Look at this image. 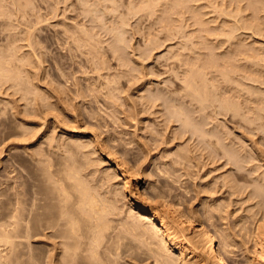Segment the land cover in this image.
I'll list each match as a JSON object with an SVG mask.
<instances>
[{
	"label": "bare ground",
	"instance_id": "1",
	"mask_svg": "<svg viewBox=\"0 0 264 264\" xmlns=\"http://www.w3.org/2000/svg\"><path fill=\"white\" fill-rule=\"evenodd\" d=\"M27 1H30V0H27ZM45 1H43V2H45ZM121 1L119 0L120 3H121ZM123 1H125L126 5H127V8L125 7V9H127L131 12V14H130V12L128 11L130 15H132V14L134 15V13L135 14L137 13L136 15H138V13H140V14L142 13L141 15H138V16L139 17L141 16V18H142V16L145 17V15H147L148 17L146 16V18H149L150 20L153 18H150L149 16L154 17V20L152 22L147 20L148 22H150L147 24V27H148L147 28L146 27L147 22L141 21L140 20L141 18L138 19L139 17L134 15V16H136L137 20H139V22L140 21L142 23L144 22V24H145L144 27H146V29H147L146 34L148 36H151L153 34L152 32L158 28L163 30V34L160 37L158 36L160 34L156 35L157 31L156 32L154 31L155 34H153L156 37L155 36L148 37L145 35V32H143L145 30V28L144 27L142 29L139 28L142 26V23L140 22L141 26H139V25H137L138 22H135L136 28L140 29L137 31L142 34V35L140 34L142 36L140 38V41H142L143 45H144L143 46L142 42H141V46L143 47V49H142V47H141L142 50L140 49L141 51L138 49L139 50V53H138L139 56H144V58L141 59V57H139L137 55V57L140 58V60H139V58H138V60L143 61V59H146L145 57H148V59H149V57L151 56V54L153 52H157L156 50L160 46L165 44L163 47L165 49V50H163L164 52L159 54V55L157 54V55L160 56L159 58H162L164 60V61L162 60L163 61L162 64L166 68L161 69L163 71V74H164V72H168L169 74L171 73V76L173 75V77H170V78H172V81H169L166 84L165 83L166 80H165V82L162 80V82L165 83L164 86L161 85L162 87H157V85H156V87H157L156 90H154V88H153V90L152 89L149 90L147 88L150 83L147 84L146 88L144 85V88L146 90L148 89V91L144 92V90H143V92L145 94L140 92V95H141V93L143 94V95H141L143 97V101H141V103H143V104L146 103V104H149V106L154 107V105L156 104V101L159 100L158 102H161L164 105H167V107H169V111L163 112V113H167V114L165 115L162 113L163 114L162 115L160 113L161 118H162V116H166V119L164 120L162 118L163 119L162 121H164V122L169 121L170 122V120L173 119L174 122H176L175 124L178 127L175 130L176 134L178 132L177 135H175L174 128H173L172 131L174 132V135L179 136L180 137V138L178 137L179 139H181V138L183 139V137H184V140L188 139L187 140L188 142L192 141V143H190V144H192L191 146H194V148H195V149L194 148L193 149L192 148L187 149L189 147V145L187 147L186 142L184 140H183V142H185V145L184 144L182 145V147H184V148H181L179 146L182 144V143L180 144V142H181L180 141L178 143V146L181 149L176 148L177 150L179 149L180 151L178 153H176L177 156L174 155L175 153L173 154L174 155L173 157L176 158V160L179 159V163L175 162V159L172 157V152H173L172 151L170 153H171V157H172L171 159H173V160L172 161H171V159H169V160L171 162L174 161L175 163H173V164L174 165L177 164V165H176V167H174L171 164V162H170V164L174 168H177V166L180 164L181 166L179 165V168H180L179 170L184 169L186 171L187 169H185V166H187V164L190 163V165L192 166L195 164V162H197L196 160L199 159V157H198V159H196L194 157L196 155L195 154L196 151L194 152L193 150H197V151L199 150L200 152H199L198 156L204 155V159L206 157V160L208 159V161H209L208 164H206V165L212 164L213 169L219 168V169H215V171L221 170V172L219 174L216 172L219 175L218 177L214 176L215 177L214 179L211 177L212 181H211V179H207V180H210L211 182L209 181L210 183L209 184L206 183L207 185H205L207 188L205 190L210 191V193H208L209 191L207 192V195L210 194V198H208L209 199L208 205H205V206H207L205 211L204 212L201 211L205 215L202 214L203 216L202 215L201 216H202V218H204V220H207L208 223L210 222L209 223L210 227L205 226L204 223H202L201 221L200 222L197 221L198 223H195L192 216L194 217V215L196 216L198 213L194 214L195 213L194 212L193 215L191 214L192 215L191 216L190 213H192V212H188L189 214H187L185 209H184V211H185L184 212L181 209V207L180 208L178 207V203H179V202H177V201H179V198H177V196H179L178 194L176 196L177 199L175 198L176 201L170 196L174 200V202L173 201L171 202V201H169V199L168 200L166 199L167 197H165L164 192L167 195V193L169 192V188L171 187V185H170V187H169V185H168V187L166 185H167L169 179L173 180V178H175V177H176L175 179H177V177L179 179V176L182 175V173H180L179 170H176V169L169 166L170 169L171 168L173 169L172 170L173 173L170 171L168 174L170 175L172 173L175 176L173 175L174 177L171 178L172 176L170 177L169 175H167L168 177H170L168 179L167 176L166 177L163 176V175L167 174V171H169V170L166 171L163 169L164 165L166 166L168 163L165 164L163 162L164 165L161 166V164H162L161 163L160 165H157V166H161V168L163 169V170H161V173L164 171L163 173H165V174L161 175V173H160V175H159L160 167L159 168L157 167L158 169L156 168L157 169L156 171L159 170L156 173L160 176L159 178H161V177L165 178V179H163V180H165V182L162 180L163 183L159 181V184H157L158 181L155 178L156 181H154V182H157V183L151 182V184L149 185V184H145V182H144L145 180L144 181L140 180V178H139L140 172L138 171L139 166H140L138 164H140L139 163L140 161L138 162V160H141V162L143 163V160L145 159L144 157L147 156L146 154L149 151V150L148 151L146 150L147 151V152L145 151L146 153L143 152L145 148L142 147V145H144L146 142V141L145 142L142 141L143 138L140 142L141 144H142V142L144 143L141 145L143 151L140 149L141 147L137 148L136 144H135V146H136L138 151L140 150L143 153H145L144 157L141 155L142 154L141 152L138 153L139 155L137 153L135 155L136 151H134L130 147V145H129V147L134 151V154H131L132 156L130 154L128 155V153H130V152H128L130 149L128 147L126 148V143L123 142L124 139H122L123 138L122 137L121 139H122V142L124 144L121 145L122 146L121 152L122 151L123 152L120 153L119 160L118 159L116 160V157H117L116 154H115L116 157H113V155H112L113 150L110 149L114 146V145H112L113 140H110V136L101 137L100 136L101 134L99 135V133L94 131L95 128L83 129L85 126L83 123L88 122V124H90L89 123L90 120L88 119L90 114H91L90 116L92 118H95V117L99 118V116H101V114L94 116V115H92V113H90V114L88 113V117H87L86 114L83 112L84 109L81 110V108H80V110H81L80 111L79 108L76 107L77 104H79L78 102H75V103H77L76 106H75V103H74V105L72 104L70 106L72 109L71 110L69 109L68 105L73 103V99L75 98L74 96L77 95V98H78L80 87H78L77 89H74L75 90L74 94L71 91H70L71 93L69 91L63 92L62 86H61L62 89L60 87L59 90L53 89V88H52L53 90L47 89L48 87L46 86L47 87L46 89L48 90L46 92V90H44L45 87L44 88L41 87L43 89V90H41V88L39 89V86H40L39 84H38L39 85L38 86V85H36L35 82L34 83L31 82L32 77H31V80H29L30 75L25 74L26 76L25 75L23 76L22 74H24L25 72L21 74L22 69H24L23 63L25 62L24 61L22 63V60L24 59V60L28 61V59H26V57L23 58V56H25V55L27 56V53L22 52L23 53V56H22V54H20V53L18 54L17 52L20 48H22L23 45H25V46L27 45V46H29L28 48H31V49L33 48V44H34V41L32 40L33 39V37H32L33 32L31 33L32 34L31 35L28 30L27 31L24 30L25 32L21 33L22 34L21 37H16L15 33H13V32H16L15 30L12 32L13 34L10 33L12 30L11 31H4V29H3L4 27H6L7 30L9 28L11 29V27H12V29H15V28H13V26L14 27L16 26L15 25L16 23L13 22L15 19L13 20V17H11L12 16L11 14H14V16H15V13H11V11L9 10L11 8L7 9V7H5V5H4L5 3L2 0H0V26H3V28L0 27V39H1V41H2V39H4L2 42L0 41V84L3 85L6 82H10L11 84L10 83L9 84L11 86L13 85L16 87V85H17V87H18L20 85L19 87L21 88L22 91H24V93H26V91H27L25 88L27 87V89H28V87L30 86L29 84L33 83V85L34 84L36 85V86H34L35 87L34 90H32L30 88V89H28V91L29 90H31V91H29V92L27 91V94H29V96L32 94L31 95L32 97L34 95L35 98L33 97L32 99L36 100V101H33L32 99H29L30 101L32 100L31 101L32 103L29 101L31 103V107H32L33 102H35L34 103L35 105H33L34 106L33 109H35V110L30 109V112L33 111L34 114L29 113L33 117V118L31 117L32 118L31 124L33 127L29 126V128L32 127L33 129L30 128L32 132L29 129L26 133V135H29L30 137H28V136L25 137V132H26L25 126H26V124L24 125L23 123H21V126L24 125L22 128L21 126H18L16 123L13 122L14 124L17 125V126L15 125L16 126L15 129H17L19 127H21V129H22L21 130L19 128V130H21L20 134L24 135L21 140L25 141L28 138V141L30 140V142H32V144L34 146V147L30 146L33 150L32 151L30 150V153L28 152V154L30 156L29 161H30V166H31V173H30L31 175L29 174L30 175V178H29L30 182H28V180H26V181H27L29 187L26 185L27 184L26 181L21 179V178L20 179L22 181H25V183L23 184L24 187L26 185V187H28V188L22 187L23 182H19V184H16L17 181L14 180L15 181L14 182L13 178H11V179H12L13 183L16 184V186L9 187L10 186L9 181L7 182L8 184L4 183L5 186L3 187V189L1 190V193H0V195L2 194V196H4L2 201H1V205H0V219H1L0 220V246L3 248L4 247L3 245H5V248L7 247L10 249V250L8 249V251L11 252L9 254L12 256V254L14 253L13 256L16 257V252H18L17 250H20V249H18L19 246H21V245L23 246V243L24 244L28 243L27 247H29V248L27 249V251H29L28 252L29 254L28 255L26 254L27 251L25 252L24 250L23 251L20 250V252L17 253V255L20 256V253L25 252L24 254H26L27 256L24 255L23 253H22V256H25L24 258H26L27 260L21 256L19 258L24 259L23 260L24 263H25V260L28 261L30 258L34 259L31 261L32 262L34 261L33 263H35V264H205L203 261L204 259L209 260L210 263H208V264H264V0H207V5L204 8H208V6L210 8L208 10L206 9L207 11L210 12V14L208 13L209 14L208 16H210V18L208 17L206 19H210L209 21L211 24L209 23L210 25L207 26L208 20L206 21L204 19V21H206V23L204 24V27H202V26L198 27L197 26L196 28L194 27V25H198V24L202 25L203 21L199 20V19H201L202 15H199V13H197L198 10L196 11V9H198L196 7L199 5H197L195 7L196 9H194V8H193L194 10L192 9V7H194V6H192V3H191L192 0H123ZM196 1H198V0H196ZM2 2L4 4H2ZM10 2L13 3L14 0L13 1L11 0ZM16 2H18V0ZM16 2H15V4H17ZM57 2H58V0H57ZM83 2L84 3H82V5H80V6H83L81 11H83L86 14V18L88 16L89 19L87 21L89 22V24L87 23L86 19H85V21H83L84 20L83 16H82L83 12L81 13V11H79V13L82 16L83 22L81 21V23L77 27L74 26V28H76V29L73 28L74 30L72 29L71 31L68 29L67 26H66L67 28H65V29L63 27V29H64L63 33H64V37L66 36L65 34H67L66 37H68V38L65 37L66 42H67V39H69V41L71 39L72 43L75 44V45H73V47L76 46L77 47L76 49H78L79 46L81 47V45L83 47V44L85 47V44H86V46H88V47H85V48L86 49L88 48V49H87V51L86 50L85 51L89 53L90 51L97 50L101 47L98 44V41H100L102 39H100V40L98 39L99 37H98V35H96V33H95V31H93V29L97 26L104 27L106 25L105 19L108 20L105 17L109 15L110 11L112 10L111 12H114L118 8H119V10L120 9L123 10L124 9V3L120 4V5H122V8H120V7L116 6V5H119V4H117L118 0L117 1L116 0H94L92 2H90L89 0H83ZM193 2H194V0H193ZM202 2H203V0H202ZM25 3L24 4L20 3V4L22 6V4L25 5ZM45 3H47V2H45ZM32 5H34V4H32ZM55 5H56V3H55ZM25 6H27V5H25ZM49 6H47V7H49ZM160 6H161V8H160ZM203 6H204V4H203ZM27 7L29 8V5ZM200 8H202V7H200ZM19 9H20V7H19ZM31 9L34 10L33 8H31ZM51 9L53 10V7ZM16 10H17V8H16ZM106 10H107L106 14H108V15H106L104 12ZM122 10H120L118 13H113V14H115V15H113L114 16L113 20L108 16L109 20L110 19L112 20V22H109V23H112V25L110 26L107 24L109 27H107V25L105 27H106V29H108V31L109 30L111 31L110 34L109 33L108 34L111 35L110 38H112V39H111V42H108V45H110L111 43L112 44L110 46L107 45L113 51V53L111 52L112 54L111 53L110 54L114 55L117 58H120V60H119L120 65L126 66L127 64H129L126 62L130 61V59L127 57H125V59H124L123 55H124V53H126V52H124V50L128 49V48H126V46L128 45V43H126V42L129 41L130 39L126 40V42H125L124 37H126V36L124 34L127 33L126 32L127 28L125 26H127L128 25L127 23L129 22V20H125V19L129 15L127 14L128 12H126L125 10H123V12H121ZM158 11L160 12V14H158ZM187 11H190V12L192 11V15L189 14L188 16L187 15L185 16V12H187ZM12 12H14V11H12ZM54 12H55V10H54ZM173 13H175V14H173ZM183 13H184V16L182 15ZM26 14H28V13H26ZM80 14H79V16H80ZM143 14H145V15H143ZM153 14H155V16ZM176 14H179L178 17L180 15H182V16L180 18H178L176 16H173L175 18L171 17L172 15H176ZM200 14H201V12H200ZM124 15H125V18H124ZM198 15L201 17H199ZM28 16H29V14L27 15V17ZM110 16H112V13ZM113 16H112V18H113ZM51 18H52V16H51ZM77 18H78V16H77ZM79 18H78V20H79ZM84 18H85V15H84ZM39 20L42 21L41 19H39ZM170 20H173V21L179 20L181 22L178 21V25H177V22L175 21L176 22L175 24L177 26H175L174 22L171 23V25H169ZM17 21L18 20H16L15 22H17ZM27 21H28V19H27ZM155 22H157V23H155ZM17 23H19V22H17ZM107 23H108V21H107ZM26 24H28V22ZM33 24L35 25V23H33ZM154 24L156 25V29L153 28L154 30L149 35L150 32H148V30L151 31L150 27H153V26L155 27ZM157 24H158V26H157ZM88 25L90 27H88ZM172 25H173V27H172ZM22 26H23V24H22ZM26 26H28V25H26ZM61 26H63V24ZM174 26H175V28H174ZM191 26L194 27L196 30L192 29ZM205 26H207V27H205ZM31 27H32V25H31ZM130 27L128 26L129 29H130ZM187 27H189L188 30H186ZM71 28L72 27H70V29ZM26 29H27V27H26ZM36 29L37 28H35V30ZM129 29H128V32H129ZM102 30L104 33L105 30L104 29H102ZM193 30L196 31V34L198 31V34L194 35ZM30 31H31V29H30ZM69 31H70V33H69ZM132 31H134V30H132ZM158 31L161 32V30H159V29H158ZM200 31L206 33L203 36L204 39L202 38L201 35L199 36L200 38H202V40H205V41L201 42V39L199 40L198 35L201 34ZM4 32H5V34H4ZM97 33H98V31H97ZM204 33H202V35ZM144 35H145V37H144ZM35 36H37V35H35ZM45 36H43L44 39H45ZM128 36H129V34H128ZM194 36L198 38L199 42L202 45H200V43H195V42H198V40L195 41L194 39H192ZM64 37L62 36V38H64ZM143 37H144V41H143ZM57 38H60V36H57ZM62 38H61V40H62ZM127 38H129V37H127ZM19 39H22L24 42L21 44L17 43L18 45L14 44L15 43L14 40L19 41ZM50 39H51V37H50ZM56 39H55V41H57ZM64 39H63V42H65ZM22 40H20V41L22 42ZM37 40L39 41V39H37ZM103 40H105V39H103ZM69 41H68V44L70 43ZM63 42H62V44H63ZM55 43H57V42H55ZM38 44H39V42H38ZM58 44H60V43L58 42ZM58 44H57V46H58ZM125 44H127V45H125ZM196 44H199L200 46L197 45V47H196ZM42 45L40 44V46H42ZM59 46H62V45H59ZM69 46H71V45H69ZM97 46L98 47L100 46V47L98 48ZM105 46H106V44H105ZM133 46H134V44H133ZM48 47L45 46L44 48L46 49ZM67 47H68V45H67ZM84 47H83V49H84ZM96 47H97V49H96ZM127 47H129V46H127ZM23 48H24V46H23ZM138 48H140V46ZM196 48L197 49L200 48V49L197 50ZM31 49H28V50H31ZM37 49H39V46L37 47ZM43 49H41V50H43ZM45 49H44V51H45ZM56 49H59V47ZM83 49H79V50H81L80 52H82ZM89 49H90V51H89ZM202 49H203V51L204 50L205 51L203 52ZM28 50H27V52L28 53L32 52L33 55L36 52V51L33 52L34 51L33 49H32L33 51L32 50L28 51ZM108 50H110V49H108ZM182 50L183 51L185 50V51L182 52ZM46 51H47V49H46ZM50 51L52 52V50H50ZM75 51H77V50H75ZM75 51L73 50V52H75ZM80 52H79V54H80ZM94 52H96V51H94ZM108 52H110V51H108ZM24 53H26V54L24 55ZM36 53H35V55H36ZM45 53H44V55H45ZM52 53H51V55H52ZM96 53H93L94 56H96L95 55ZM103 53H102V55L105 54V53L104 54ZM122 53H123V55H122ZM128 53H129V51H128ZM69 54H67V55H69ZM99 54H100V52H99ZM37 55H38V53H37ZM41 55L37 56V57L40 59ZM36 56H35V59L37 58ZM30 57H29V59H30ZM62 57L63 56H61L60 58H62ZM96 57H94V58H96ZM48 58H49V56H48ZM98 58H97V61H98ZM103 58H104V56H103ZM31 59L29 61H31ZM39 59H37V60H39ZM51 59H52V57H51ZM105 59H108V58H105ZM64 60L65 59H63V61ZM69 60L71 61V57ZM156 60H155V62H157ZM60 61H61V59H60ZM85 61H86V58H85ZM144 61H146V60H144ZM54 62L56 63V61H54ZM101 62L100 63L96 62L99 64V65L97 64L98 67H97V65H94V66L91 65L92 66L91 69L94 70V72H96V71L98 72L99 67H100V69H103V66L105 65L104 62H106V61H104L102 63ZM115 62H117V61L115 60ZM31 63H33V62L31 61ZM26 64H28V63H26ZM33 64L35 65V63H33ZM33 64H31V65H33ZM36 64H37V62H36ZM130 64H131V62H130ZM83 65H84V67H87V66H85V64H83ZM100 65H102V66H100ZM118 65L119 64H116V66H118ZM137 65H139V64H137ZM65 66H67V65H64L62 67H65ZM128 66L129 65H127V67ZM164 66H161V67H164ZM104 67L107 68V66H104ZM129 67H131V66H129ZM58 68H60V67H58ZM58 68H57V72L61 70V68H60V70ZM69 68H70V66H69ZM77 68H79V67H76V69ZM80 68H82V67H80ZM97 68H98V70H95ZM49 69L51 70V67ZM66 69H68V66ZM125 69H126V67H125ZM149 69H150V67H149ZM25 70H26V68H25ZM45 70H47V69H45ZM73 70L74 69L72 68V71ZM114 70H116V69H114ZM130 70H131V68H130ZM136 70L137 69L135 68V71ZM75 71H77V70H75ZM78 71H77V73H78ZM103 71H104V69H103ZM116 71H119V70L117 69ZM120 71H121V69H120ZM125 71L127 72L128 70H125ZM125 71L122 70V72H125ZM145 71H147V70H145ZM32 72H34V71H32ZM61 72H63V71H60V74H61ZM152 72H153V70H152ZM155 72L156 71H154L153 73L156 75ZM26 73H28V72H26ZM65 73H66V71H65ZM80 73H81V71H80ZM153 73L152 74L150 73V74L153 75ZM159 73H161V72H159ZM159 73H157V75ZM90 74H91V72H90ZM95 74H97V73H95ZM103 74H104V72H103ZM126 74H125V76H126ZM51 75L49 78H51ZM65 75L62 74L60 76H65ZM70 75H72V74H70ZM100 75L101 74H99L97 77L100 78L102 76V75L101 76ZM138 75H140V74H138ZM155 75H153V76H155ZM52 76H53L52 78H54V75H52ZM125 76H123V74H122L121 77H125ZM147 76H149V73ZM34 77H35V75H34ZM68 77H69V75H68ZM128 77H130V76H128ZM131 77H132V75H131ZM133 77H136V76H133ZM144 77L145 76H143V78ZM91 78H92V76H91ZM153 78H155V77H153ZM170 78H169V80H171ZM33 80H34V78H33ZM44 80H45V78H44ZM66 80H69V79H66ZM70 80H71V78H70ZM111 80L109 81L107 78V81L109 83H111ZM130 80L132 81V79H130ZM52 81H54V80L52 79ZM55 81H57V80H55ZM97 81H99V80H97ZM73 82H75V80ZM73 82H71V83L73 84ZM80 82L81 81H79V83ZM103 82H105V81H103V80H102V82L99 81V83H101V86H103V84H102ZM106 82H105V84H106ZM25 83H27V84L25 85ZM47 83L50 84L49 80L47 81ZM58 83H60V82H58ZM58 83L56 82V85ZM113 83H116V82H113ZM127 83L128 82H126V84ZM131 83L133 84V82H131ZM68 84L71 86L70 83H68ZM44 85H46V84H44ZM61 85H62V83H61ZM77 85H79V84H77ZM49 86H52V85H49ZM79 86H81V85H79ZM93 86H89V87H93ZM99 86L100 85H98V87ZM107 86H108V84H107ZM107 86L104 85V87H103L104 89H102V91L105 90L104 93L102 92L104 100L108 99L109 101H111V100L113 101V100H115L113 91L110 88L107 89ZM110 86L112 87V85H110ZM130 86H131V84H130ZM22 87L23 88L25 87L24 90ZM34 87H32V88H34ZM71 87H69V88H71ZM98 87H97V89H98ZM83 88H85V87H83ZM115 88H117V87H115ZM115 88H113V90ZM149 88H150V86H149ZM60 90H62V91H60ZM140 90H142V89L140 88ZM13 91H12V93H13ZM17 91H20V89L18 88ZM32 91H34V93ZM95 91L98 92L99 90L97 91L95 89ZM95 91H92V88H91L89 94H91L92 92H95ZM118 92H119V90H118ZM46 93H47V95H46ZM81 93L82 92L80 91V94ZM3 94H5V96H8V95H6V92L5 93L3 92ZM17 94H18V92H17ZM80 94H79V96H80ZM89 94H85V95L89 96ZM119 94H120V92H119ZM21 95H24L23 92ZM85 95L83 94V96H82V94H81V96L83 98H85V99H83V101L85 100V102H87L89 105H90V102H98V100H99L98 97H100L99 93H98L99 96L97 95V93L96 94L93 93L92 97H91V95L89 96L90 98L88 96H86L87 98L84 97ZM9 96H11V95H9ZM29 96H28V98H29ZM31 96H30V98H31ZM82 97H81V99H82ZM115 97H116V95H115ZM12 98H13V96H12ZM51 98H53V99L51 100ZM77 98H75V99H77ZM127 98H125V99H127ZM6 99H8V98H6ZM6 99H4V100H6ZM9 99H11V97ZM19 99L17 101H19ZM22 100H24V99H22ZM0 101H1L0 105L2 104V102L4 104L8 103L7 101H5V102L3 100H0ZM14 101H16V99H14ZM26 101H25V103L24 102L23 103L26 104ZM79 101H81V100H79ZM106 101L107 100H105V103H106ZM109 101H107V102L109 103ZM29 102L27 105H30ZM132 102H133V100H132ZM10 103H11V101H10ZM15 103H17V102H15ZM113 103H114V101H113ZM113 103H112V105H113ZM120 103H119V105H120ZM123 103H125V102H123ZM1 106L4 107L1 110H3V112H5V108L8 107L9 105L7 104V106H6V105L2 104ZM22 106H25V105H22ZM91 106H93V105H90L89 108L85 107V106L84 107L90 109V111L92 110V112L99 114L100 107H94L93 106L94 107L93 108ZM103 106H105V105H102V107ZM116 106H118V105H116ZM128 106L129 105H127V107ZM132 106H135V104ZM145 106L146 105H144V107ZM156 106H157V104H156ZM102 107H101V109H102ZM26 108H27V106H26ZM140 108L142 109V107H140ZM163 108H162V111H163ZM23 109H25V107ZM129 109H130V106H129ZM157 109H158V106H157ZM7 110H6V112H8ZM11 110H12V106H11ZM20 110H21V108H20ZM28 110H29V108H28ZM103 110H105V109H103ZM133 110H134V108H133ZM22 111H21V113H22ZM123 111L124 110L121 111L122 115H123V113H125ZM135 111H134V113H135ZM151 111H152V109H151ZM159 111H160V108H159ZM6 112H5V114H7ZM23 112H26V111H23ZM68 112H71V113H68ZM85 112L87 113L88 111H85ZM101 112H102V110H101ZM103 112H104L105 116H111L112 117L110 111L108 112L110 114L106 113L107 115L105 114V111H103ZM13 113H14V111H13ZM95 113H93V114H95ZM151 113H153V111ZM15 114L18 115V113H15ZM125 114L127 116V113H125ZM160 114H158V115H160ZM23 117H24V115H23ZM129 117H130V115H129ZM3 118L4 117L2 114V119ZM12 118H14V117H12ZM26 118H29V117H26ZM102 118L104 119L103 115H102ZM157 119H159V118H157ZM96 120H93V121H96ZM105 120H106V118H105ZM111 120H112V118H111ZM4 121L6 122V120H4ZM16 121H17V119H16ZM144 121H146V120H144ZM162 121H161V123H162ZM99 122L100 121L97 120L95 123L96 124L98 123L100 126ZM164 122H163V125H164ZM0 123H2V122H0ZM146 123L148 124V122H146ZM157 123L160 126V123L159 122H157ZM81 124H83V126H81ZM88 124H86V125L88 126ZM96 124L93 123V125L92 126L90 125V127H94V125L97 126ZM102 124L105 125L104 123H102ZM115 125H117V124H115ZM122 125H124V124L122 123ZM149 125H148V127L153 126V125L152 126L151 125L149 126ZM167 125L168 124H166V126ZM87 126H85V127H87ZM105 126H103V127H105ZM4 127L9 128V126H7V125H5ZM165 127H163V128H165ZM117 128H118V126H117ZM145 128H146V126L143 129H145ZM0 129H1V127H0ZM11 129H12V127H11ZM27 129H28V127H27ZM106 129H107V127H106ZM125 129H127V128H125ZM101 130H103V129H101ZM10 131H9V133H10ZM141 131H143V130H141ZM7 132H5V130H4V134ZM17 132H18V130H17ZM28 132H30V133L28 134ZM158 132L159 131L156 132V127H155V129L153 128V131L151 130L149 133L147 131L148 134H150V133L152 134V135H149L151 137L148 136L150 138V140L153 139V141L155 140L157 142L158 137L156 138V136H158V134H157ZM112 133H111V135H112ZM127 133H128V131H127ZM154 133H156L155 136L153 135ZM135 134H137V133H135ZM170 134H171V132H170ZM127 135H129V133ZM10 136H8V137L10 138ZM14 136L16 137L15 134H14ZM19 136H17V137H19ZM123 136H126V135L124 134ZM159 136H161V135H159ZM162 136H164V135L162 134ZM167 136H168V134H167ZM20 137L17 139L19 140ZM118 138L120 139V137H118ZM15 139L16 138H14V140ZM6 140L3 141V144H2L3 146H4V142H6ZM108 140L111 141L110 143H112L111 144L112 146L109 144V142L107 143ZM138 140H137V142H138ZM126 142H128V140ZM130 142H132V141L130 140ZM149 142L150 141H148V143ZM158 142L161 145L160 140H158ZM158 142H157V144H158ZM188 142H187V144H188ZM114 143H116V142L114 141ZM117 143L120 144V142H117ZM127 144H129V143H127ZM29 145L30 144H28V149L25 148L26 151L29 150ZM131 146H132V144H131ZM138 146H140V145H138ZM146 146H148V145H146ZM185 146L187 147L186 149H185ZM21 148H24V144H23V146L21 145ZM136 148H135V150H136ZM154 148L156 149V147H154ZM154 148H152V149H154ZM12 149H14V148H12ZM15 150H16V148H15ZM22 150H24V149H21V151ZM25 150L23 151L24 153H25ZM1 152H0V154H1ZM115 152H116V150H115ZM175 152H177V151H175ZM188 152H190V154ZM193 152L195 154L194 156H193ZM167 153H169V152H167ZM104 154H105V156L108 155V157L111 154L112 155L111 158L114 160L112 161V163H107V165H104L105 168L100 169L102 166L100 168H98V164L104 160V158H103ZM140 155L143 158L139 157V158H141V159H139L138 156H140ZM196 157H197V155H196ZM165 158L166 157H164V158L162 157L161 161H163ZM193 158H194L195 162H192ZM167 160H168V158H167ZM167 160H165V162ZM198 161H200V160H198ZM144 162H145V160H144ZM191 163H193V164H191ZM10 164H12V163H10ZM154 164H155V162H154ZM197 164H198V162H197ZM191 166H189V167H191ZM189 167L187 166L186 168H189ZM200 167L202 168V164ZM16 168H11V169L15 170ZM124 168H125V170H124ZM165 168L167 169L168 167L166 166ZM19 170H20V168H19ZM22 170L23 169H21V171ZM149 170H148V172H149ZM185 171L183 174L186 175L187 171L186 172ZM192 171H193V169H192ZM210 171H211V169H210ZM178 172L180 175L177 176L176 174H178ZM17 173H15V174L17 175ZM27 173H28V171H27ZM143 174H145V173H143ZM7 175H8V172H7ZM145 175H143V178L147 177V175L146 176ZM196 175H198V174H196ZM5 176L6 175L4 174V180L6 179L5 180V182H6L7 179L9 180L10 175L8 176V178L7 177L5 178ZM23 176H24V174H23ZM155 176L156 175H154V177ZM186 176H188V175H186ZM156 177H158V176H156ZM149 178H152V174H150V173H149V176L147 177V179H149ZM188 178H189V176H188ZM175 179H174V181H175ZM192 179H193V177H192ZM202 179L204 180L205 178H202ZM158 180H160V179H158ZM177 180H176V182L179 183L180 179L178 181ZM1 181L2 180H0V182ZM150 181H151V179H150ZM182 181H183V179L181 178L180 185L182 184ZM176 182L172 183V184L175 185ZM115 183H117V185ZM183 183H185V182H183ZM193 183L194 182H192V187L195 188V184H193ZM201 183L203 185V181ZM11 185H13V184H11ZM180 185L177 184V186L179 188H181ZM185 185L182 184V188H186V187L188 188V186L191 187V185H186V187H185ZM197 185L198 184H196V186ZM165 186L168 188V189L166 188L168 192L164 191ZM198 186H199V188L201 187L200 185H198ZM205 186L204 187L202 186V187L205 188ZM12 187L13 188L15 187L13 191H12V189H13ZM175 187H176V185H175ZM178 187H176V188H178ZM197 188L198 187H196V189ZM215 188H218L217 190L219 192H221V193H219L216 190L217 191L216 193H219V196H215L216 195ZM8 190L12 191L11 195H9L10 193H8ZM183 190L185 191V189H183ZM183 190H181V193ZM194 190L195 189H193V191ZM203 190L201 192L203 194H204V192L206 193V191L205 190L203 191ZM185 193H186V191H185ZM196 195H197V192H196ZM157 196H158V198H157ZM159 196H163L165 199L163 197H159ZM204 196L202 198L206 197L205 199H207L208 196H205V197ZM1 198L2 197H0V199ZM159 198H161V199H159ZM180 198H182V197H180ZM199 198L201 199V197H199ZM183 199H184V197H183ZM120 200L122 201L121 203H120ZM234 200H235V202H234ZM237 200H242L245 204L247 202L249 203V204H246L249 207L244 204L245 208H247V209H245L246 211H244V208H242L243 203H240V204H242L241 208L243 209V212H246L245 214L242 211L241 212L243 214H241L239 211L240 208H237V210L239 209L238 210L239 213H238V215H236V214L234 215L232 210H234L235 208L232 210L229 208L230 204L232 205V203L240 202V201L236 202ZM203 201H204V199H201L202 203L205 202V201L204 202ZM176 202H177V205H176ZM189 202L190 201H188V205H189ZM202 203H200L201 204L200 207L202 205L206 204L207 202H205L204 204H202ZM124 204H125V206H124ZM234 207H236V206H234ZM182 208H183V206H182ZM193 208H195V207H193ZM201 208H203V207H201ZM187 209H189V206H188V208H186V210ZM191 210L192 209H189L188 211H191ZM201 212L199 211L200 214H201ZM234 212H235V210H234ZM197 216H199V215H197ZM198 220H200V217L198 218ZM188 231H189L190 235L185 233V232L188 233ZM185 236H188L187 238H190V239L187 240V238ZM189 236H191V237H189ZM183 240H185V241H183ZM28 241H31V242H28ZM188 245L193 246V249H190V252H191V253L189 252L190 255L193 252L196 253V255H193L195 257V258L193 257L194 261H192V259L190 260L189 259L190 257L188 256L189 257L188 258L186 253H185V250L187 249V247L190 248ZM22 246L20 248L21 249L25 248V250H26L27 247H25V246L22 247ZM197 246L198 247L202 246L201 250H200V251L203 250L202 254H200V253L197 254L198 253V252H196L197 250L195 251V249L198 248ZM13 248H16V249H14V251H16V252L12 251ZM29 249L32 251L33 255L30 254ZM1 250H4V248ZM1 252H3V251H1ZM5 252H7V249L2 254L0 253V264H3L4 261L5 262H7V260L9 261L8 252L7 253H5ZM28 256H29V258H27ZM2 257H3V259H2ZM4 257L7 258V260H5ZM17 258H18V256H17ZM19 261H21V260H19ZM31 261H29L30 264H33V263H31ZM10 263L11 262H9V264ZM21 263H22V261H21ZM12 264H14V263H12ZM16 264H19V263L17 262ZM26 264H29V263H26Z\"/></svg>",
	"mask_w": 264,
	"mask_h": 264
},
{
	"label": "rangeland",
	"instance_id": "2",
	"mask_svg": "<svg viewBox=\"0 0 264 264\" xmlns=\"http://www.w3.org/2000/svg\"><path fill=\"white\" fill-rule=\"evenodd\" d=\"M3 2H2V4H4L5 5V7H7V9H9V8H11V9H9L10 11H11V13H15V16H14V14H11L12 16L11 17H13V22L14 23H16L15 25V27L13 26V28H15V29H12V27H11V29L9 28L8 30H7V28L6 27H4L3 28V26H0V27H2L3 29H4V31H11L10 33H12L14 30L16 31V32H13V33H15V35H16V37H21L22 36V32L24 33L25 31L24 30H28L29 32H30V34L32 33L33 34V41H34V44H33V50L31 49V48H28L29 46H25V45H23L24 46V48H23V46H22V48H20L19 50H18V54L20 53V54H22V56H23V53L22 52H26L27 53V56L25 55L26 53H24V55L25 56H23V58H25L26 57V59H28V61H26V60H22V63L25 61L26 63H28V64H26L25 62L23 63V66H24V69H22V71H21V74L22 73H24V74H22L23 76L26 74V75H30V78H29V80H31V77H32V81L31 82H35L36 83V85H38L39 86V89L42 87V88H44L45 87V89L44 90H46V92L48 91L47 89H51V90H53V89H60V87L62 86L63 87V92H72L73 94H74V92H75V90L74 89H77L78 87H80L79 89V94H80V91L82 92L81 94H82V96H83V94L85 95V94H89L90 93V90H91V88H92V91H95V89L98 91V92H92L91 94H89V96L91 95V97H92V94L93 93H97V95H98V93H99V95H100V97H98V102H90V105H93L94 107H100V109H101V107H102V105H105V106H103L102 107V112H101V110L99 109V114L98 113H95V112H92V110L90 111V109H88L89 108V104L87 103V102H85V100L83 101V99H85V98H83L82 96H81V94H80V96H79V94H78V98H77V95H73L75 98H77V99H73V103H71L70 105H68L69 106V109L71 110L72 108L70 107L72 104L74 105V103L75 102H78L79 104H77V103H75V106H76V104H77V108H79V110H80V108H81V110H83V112L86 114V116L88 117V113L90 114V113H92V115H94V116H97V115H100L101 114V116H99V118H97V117H95V118H92L90 115H89V123L90 124H88V122L87 123H83L85 126H87L86 124H88V126L87 127H85L84 126V128L83 129H90V128H95L94 129V131L95 132H97V133H99V135L101 136V137H107V136H110V140H113L112 141V143H110L111 141H107V143L109 142V144L111 145H114L112 148H110L111 150H113L111 153H112V155H113V157H116V160L118 159L119 160V155H120V153H122L121 152V145H123L124 143H126V148L128 147L130 150L128 151V152H130V153H128V155L130 154H134V151H136L135 152V155H136V153L138 154L139 152H141L142 154V156L144 157V154L147 152V156L146 157H144L145 159V162H144V160H143V163L141 162V160H138V162L140 163V164H138V165H140L139 166V169H138V171L140 172H138L139 173V178H140V180H142V181H144L145 182V184H151V182L153 183L154 181H156V179H157V181H158V183L157 182H154V183H157V184H159V181L160 182H162V180L163 179H165V178H163V177H161V178H159L160 176V173H161V170H169V171H167V174H165V173H161V175H163V174H165V175H163L164 177H166L167 175H169L168 173L171 171L172 172V168H174V167H176V165L177 164H173V163H175V162H178L179 163V159L178 160H176V158H174L173 156L174 155H176L177 156V154L176 153H178L180 150L179 149H181V148H184V147H182V145L184 144L185 145V142H186V145H187V147H188V145H189V147L187 148L186 146H185V149L187 148V149H193L194 148V146H191L192 144H190V143H192V141H190V142H188L187 140L188 139H186V140H184V137H183V139L181 140V139H179L180 137L179 136H175V135H177L178 134V132H177V134H176V129L178 128L177 127V125L175 124L176 122H174V120L172 119V120H170V122L169 121H162L163 119L165 120L166 119V116H162V118H161V114L163 113V112H165V111H169V107H167V105H164L163 103H161V102H158V101H156V104H157V106H158V109H157V106H156V104L154 105V107L153 106H149V104H143V103H141V101H143V97L141 96V95H143V94H145L144 92H146V91H148V89L149 90H153V88H154V90H156V88L157 87H162V86H164V84L166 83H168L169 81H172V78H170V77H173V75L171 76V73L169 74L168 72H164V74H163V71L161 70L162 68L164 69V68H166L162 63H163V59L162 58H159L160 56H158L159 54H161V53H163L164 51L163 50H165L163 47H164V45H162V46H160L156 51L157 52H153L152 54H151V56L149 57V59H148V57H145L146 59H143V61H139L140 60V58L139 57H141V59L142 58H144V56H139V50L141 49V42L142 41H140V38L142 37L141 35V33H139L137 30H140V29H137L136 28V23L135 22H138L137 23V25H139V26H141V21H145V22H147L146 23V27H147V24L148 23H150V22H152L153 20H154V17H151V16H149L150 18H153V19H149V18H146V16L147 15H145V14H143V15H145V17H143L142 16V18H141V16L139 17L138 15H141L140 13H138V15H136L135 13H134V15H136L137 17H139L138 19H140L141 21V23L139 22V20H137V18H136V16H134L133 14L132 15H130L131 14V12L129 11V10H127V9H125V7L127 8V5H126V3H125V1H121V3L119 2V0H118V2H117V4H119V5H116V6H118V7H120V8H122V5H120V4H122V3H124V9L123 10H125L126 12H130V14H129V12L127 13L129 16L128 17H126V19L125 20H129V22L126 24L127 26H125L126 28H127V33L126 34H124L126 37H124V41L126 42V40H128V39H130L129 41H127L126 43H128V45L127 44H125V45H127V46H129V47H127L126 46V48H128V49H125L124 50V52H126V53H124V55H123V53H122V55H123V58L125 59V57H127V58H129L130 59V61H127L126 63H129V64H127V65H129V66H131V67H127V65L125 66V65H120V62H119V60H120V58H117V57H115L114 55H111L112 53H113V51H112V49L110 48V47H108V46H110V45H108V42H111V39L112 38H110L111 37V35H109L110 34V30L108 31V29H106V25L108 24V25H112V23H109V22H112V20L114 19V16L113 15H115V14H113V13H118L120 10H122V9H120L119 10V8L116 10V11H114V12H111L110 11V13H109V15L108 14H106L107 13V10L106 11H104L105 12V14L106 15H108L111 19V21L109 20V18H108V16H106L104 13V15L106 16L105 18H107L108 20H106L105 19V23H106V25L104 26V27H99V26H97V27H95L94 29H93V31H95V33H96V35H98V39L100 40V39H102V40H100V41H98V44L101 46H97L99 49H97V47H96V49L97 50H94V51H98L97 53L96 52H94V51H90V49H89V51L91 52H86L87 51V49L85 48V47H88V46H86V44H85V47H84V44H83V47H84V49H83V47H82V45H81V47L79 46L78 47V49H76L77 47L75 46V47H73V45H75L74 43H72V41H71V39H70V41H69V39H67V42H66V38H68V37H66L67 36V34H65L66 36V38L64 37V33H63V31H64V29L65 28H67L68 27V29L71 31L73 28H74V26H79V24L81 23V21H82V16H83V21H85V19H86V21L89 19L88 18V16H87V18H86V14L83 12V11H81L82 10V8H83V6H80V5H82V3H84L83 2V0L81 1V0H58V2H57V0H30V1H25V0H18V2H16L17 0H14V4L12 3V2H10L11 0H2ZM13 1V0H12ZM43 1H45V2H47V3H45V2H43ZM55 1V2H54ZM61 1V2H60ZM72 1V2H71ZM78 1V2H77ZM81 1V2H80ZM90 2H92V1H94V0H89ZM117 1V0H116ZM196 0H194V2H193V0L191 1V3H192V6H194V7H192V9L194 8V9H196V8H198V9H196V11L198 10V12L197 13H199V15H202V17L201 16H199V17H201V19H199V20H201V21H203V24L202 25H200V24H198V25H194V27L196 28L197 26L198 27H204V24L206 23V21L208 20V22H207V26L208 25H210L211 23H210V19H206V18H210V16H208L209 14H210V12L209 11H207L208 9H210L209 8V6H208V8H204L206 5H207V0H203V2H202V0L200 1V0H198V1H196ZM9 2V3H8ZM15 2L17 3V4H15ZM27 4H26V3ZM50 2V3H49ZM7 3V4H6ZM12 3V4H11ZM20 3H25V5H29V8L27 7V6H25V5H23L22 4V6H21V4ZM55 3H56V5H55ZM63 3V4H62ZM72 3V4H71ZM161 3V2H160ZM204 4V6H203V4ZM206 3V4H205ZM31 4V5H30ZM32 4H34V5H32ZM52 6H51V5ZM107 4V3H106ZM194 4V5H193ZM13 5V6H12ZM50 5V6H49ZM70 5V6H69ZM126 5V6H125ZM197 5H201L200 7H202V8H200L199 6H197ZM9 6V7H8ZM12 6V7H11ZM33 6V7H32ZM47 6H49V7H47ZM57 6V7H56ZM78 6V7H77ZM197 6V7H196ZM15 9H14V8ZM19 7H20V9H19ZM25 9H24V8ZM53 7V10L51 9ZM196 7V8H195ZM16 8H17V10H16ZM28 8V9H27ZM31 8H33L34 10H32ZM40 8V9H39ZM55 8V9H54ZM57 8V9H56ZM79 10H78V9ZM160 8H161V6H160ZM23 11H22V10ZM27 9V10H26ZM108 9V8H107ZM193 9V10H194ZM207 9V10H206ZM31 10V11H30ZM52 10V11H51ZM54 10H55V12H54ZM123 10L121 11V12H123ZM200 10V11H199ZM204 10V11H203ZM12 11H14V12H12ZM16 11V12H15ZM22 11V12H21ZM26 11V12H25ZM51 11V12H50ZM66 11V12H65ZM79 11H81V13L83 14L82 16H81V14L79 13ZM85 11V10H84ZM109 11V10H108ZM9 12V11H8ZM18 12V13H17ZM24 12V13H23ZM73 12V13H72ZM200 12H201V14H200ZM206 12V13H205ZM247 12V11H246ZM17 13V14H16ZM26 13H28L29 14V16L27 17V15L28 14H26ZM34 13V14H33ZM51 13V14H50ZM111 13H112V16H113V18H112V16H110L111 15ZM188 13V14H187ZM209 13V14H208ZM244 13V12H243ZM36 14V15H35ZM79 14H80V16H79ZM158 14H160V12L158 11ZM173 14H175V13H173ZM189 14H191L192 15V11L190 12V11H187V12H185V16L187 15H189ZM204 14V15H203ZM22 15V16H21ZM50 15V16H49ZM55 15V16H54ZM84 15H85V18H84ZM154 16H155V14H153ZM152 15V16H153ZM178 15L179 14H176V15H172L171 17L172 18H175V17H173V16H176V17H178ZM183 16H184V13L182 14ZM182 15H180L178 18H180ZM19 16V17H18ZM39 16V17H38ZM51 16H52V18H51ZM54 16V17H53ZM77 16H78V18H79V20H78V18H77ZM127 16V15H126ZM133 16V17H132ZM207 16V17H206ZM44 19H43V18ZM48 17V18H47ZM56 17V18H55ZM148 17V16H147ZM27 18L28 19V21H27V19L25 20V19ZM46 18V19H45ZM124 18H125V15H124ZM128 18V19H127ZM145 20H144V19ZM21 19V20H20ZM39 19H41L42 21H38ZM74 19V20H73ZM76 19V20H75ZM204 19L206 20V21H204ZM16 20H18L17 22H19V23H17V22H15ZM34 20V21H33ZM44 20V21H43ZM72 20V21H71ZM150 21V22H148V21ZM26 21V22H25ZM46 21V22H45ZM82 21V22H83ZM107 21H108V23H107ZM176 20H170L169 21V25H171V23H173L174 22V24L177 22V25H178V21L179 20H177L176 22H175ZM28 22V24H26ZM64 22V23H63ZM68 22V23H67ZM74 22V23H73ZM179 22H181V21H179ZM33 23H35V25L33 24ZM51 23V24H50ZM58 23V24H57ZM76 23V24H75ZM87 23L89 24V22L87 21ZM155 23H157V22H155ZM210 23V24H209ZM22 24H23V26H22ZM30 24V25H29ZM63 24V26H61ZM66 24V25H65ZM131 24V25H130ZM159 24V23H158ZM158 24H157V26H158ZM173 24V25H174ZM180 24V23H179ZM26 25H28V26H26ZM31 25H32V27H31ZM34 25V26H33ZM72 25V26H71ZM107 25V27H109ZM144 22L142 23V26L141 27H139V28H143L144 27ZM155 25V24H154ZM173 25H172V27H173ZM176 24H175V26H177ZM192 25V26H193ZM200 25V26H199ZM19 26V27H18ZM67 26V27H66ZM128 26L130 27V29L128 28ZM135 28H134V27ZM175 26H174V28H175ZM191 26V28L192 29H194V30H196L194 27H192ZM207 26H205V27H207ZM10 27V26H9ZM17 27V28H16ZM26 27H27V29H26ZM63 27H64V29H63ZM70 27H72L71 29H70ZM88 27H90L89 25H88ZM100 29H99V28ZM146 27H144L145 28V30L143 31V32H145V35L146 36H148L147 34H146ZM20 28V29H19ZM22 28V29H21ZM35 28H37L36 30H35ZM53 28V29H52ZM104 29L105 31H104V33H103V30L102 29ZM132 28V29H131ZM148 28V27H147ZM151 28V31H149L148 30V32H150L149 33V35L151 34V32L154 30V29H156V25H155V27L153 26V27H150ZM154 28V29H153ZM188 28L189 27H187V29L186 30H188ZM30 29H31V31H30ZM63 29V30H62ZM74 29H76V28H74ZM73 29V30H74ZM128 29H129V32H128ZM158 29L159 30H161V32L160 31H158ZM158 29H156V30H154L155 32H156V35L157 34H160V35H158L159 37L163 34V30L162 29H160V28H158ZM18 30V31H17ZM33 30V31H32ZM102 30V31H101ZM132 30H134V31H132ZM193 30V31H194ZM70 31H69V33H70ZM97 31H98V33H97ZM107 31V32H106ZM154 31L152 32L153 34H155L154 33ZM100 32V33H99ZM106 32V33H105ZM133 32V33H132ZM136 32V33H135ZM142 32V31H141ZM142 32V33H143ZM195 32V33H194ZM193 32V34L194 35H197L198 34V31H197V34H196V31H194ZM201 32V31H200ZM7 33V32H6ZM12 33V34H13ZM38 33V34H37ZM54 33V34H53ZM60 33V34H59ZM109 33V34H108ZM135 33V34H134ZM139 33V34H138ZM202 33H204V32H201V34H199L198 35V38H199V40L201 39V42L202 41H205V40H202V38L204 39V35L206 34V33H204L203 35H202ZM4 34H5V32H4ZM31 34V35H32ZM62 34V35H61ZM128 34H129V36H128ZM141 34V35H140ZM151 35V36H148V37H152V36H155V35ZM35 35H37V36H35ZM46 35V36H45ZM51 37V39H50V37ZM52 35V36H51ZM55 35V36H54ZM109 35V36H108ZM131 35V36H130ZM134 35V36H133ZM138 35V36H137ZM140 35V36H139ZM145 35H144V37H145ZM202 36V38H200L199 36ZM43 36H45V39H44V37ZM57 36H60V38H57ZM62 36L65 38H62ZM102 36V37H101ZM106 36V37H105ZM31 37V38H32ZM37 37V38H36ZM127 37H129V38H127ZM144 37H143V41H144ZM156 37V36H155ZM195 37V36H194ZM192 38V39H194L195 41H197L198 40V38L197 37H195V38ZM57 38V39H56ZM61 38H62V40H61ZM206 38V37H205ZM36 39V40H35ZM37 39H39V41L37 40ZM42 39V40H41ZM55 39L57 40V41H55ZM63 39L65 40V42H63ZM103 39H105V40H103ZM4 39H2V41H3ZM20 40H22V39H19V41H16V40H14L15 41V43L14 44H17V43H19V44H21V43H23L24 41L22 40V42L20 41ZM49 40V41H48ZM60 40V41H59ZM142 40V39H141ZM199 40H198V42H195V43H200L199 42ZM0 41H1V39H0ZM1 41V42H2ZM37 41V42H36ZM68 41L70 42L69 44H68ZM138 41V42H137ZM5 42V41H4ZM36 42V43H35ZM38 42H39V44H38ZM44 42V43H43ZM55 42H57V43H55ZM58 42L60 43V44H58ZM62 42H63V44H62ZM104 42L105 44H106V46H105V44L102 43ZM54 43V44H53ZM72 43V44H71ZM130 43V44H129ZM138 43V44H137ZM40 44L42 45V46H40ZM51 44V45H50ZM53 44V45H52ZM57 44H58V46H57ZM133 44H134V46H133ZM137 44V45H136ZM18 45V44H17ZM59 45H62V46H59ZM67 45H68V47H67ZM69 45H71V46H69ZM142 45H143V42H142ZM197 45L198 46H200V45H202L201 43H200V45L199 44H196V47H197ZM39 46V49H37V47ZM48 47V48H46L47 49V51H46V49L44 48V47ZM104 46V47H103ZM140 46V48H138ZM144 46V45H143ZM37 49H35V48ZM59 47V49H56V48H58ZM72 47V48H71ZM131 47V48H130ZM133 47V48H132ZM136 47V48H135ZM26 48V49H25ZM31 49L33 52H37L38 53V55H37V53H36V55L37 56H40L41 54V57H40V59L35 55V53H34V55H33V53L32 52H27V50L28 49ZM45 49V51H44V49ZM61 48V49H60ZM68 48V49H67ZM74 48V49H73ZM105 50H104V49ZM107 48V49H106ZM41 49H43V50H41ZM56 49V50H55ZM72 49V50H71ZM79 49H83V51L82 52H80L81 50H79ZM108 49H110V50H108ZM131 49V50H130ZM139 49V50H138ZM142 49H143V47H142ZM141 49V50H142ZM197 49V48H196ZM200 49V48H199ZM199 49H197V50H199ZM31 50H28V51H31ZM50 50H52V52L50 51ZM69 52H68V51ZM73 50L75 51V50H77V51H75V52H73ZM79 50V51H78ZM86 50V51H85ZM92 50V49H91ZM140 50V51H141ZM42 51V52H41ZM49 51V52H48ZM105 51V52H104ZM108 51H110V52H108ZM128 51H129V53H128ZM138 51V52H137ZM161 51V52H160ZM185 51V50H184ZM183 50H182V52H184ZM201 51V50H200ZM202 51H203V49H202ZM205 51V50H204ZM203 51V52H204ZM46 52V53H45ZM57 52V53H56ZM59 52V53H58ZM79 52H80V54H79ZM96 53L95 55L97 56H94V54L93 53ZM99 52H100V54H99ZM104 54V55H102V53ZM112 52V53H111ZM133 54H132V53ZM31 53V54H30ZM44 53H45V55H44ZM49 53V54H48ZM51 53H52V55H51ZM55 53V54H54ZM65 53V54H64ZM70 53V54H69ZM75 53V54H74ZM111 53V54H110ZM17 54V55H18ZM60 56H59V55ZM67 54H69V55H67ZM83 54V55H82ZM107 54V55H106ZM128 54V55H127ZM131 54V55H130ZM155 54V55H154ZM158 54V55H157ZM47 55V56H46ZM73 55V56H72ZM100 55V56H99ZM137 55L139 56V57H137ZM31 56V57H30ZM35 56L37 57L36 59H35ZM43 56V57H42ZM48 56H49V58H48ZM55 56V57H54ZM61 56H63L62 58H60ZM92 56V57H91ZM96 57V58H94V57ZM103 56H104V58H103ZM107 56V57H106ZM111 56V57H110ZM155 58H154V57ZM158 58H157V57ZM29 57H30V59H31V61L33 62V63H35V65L33 64V63H31V61H29L30 59H29ZM51 57H52V59H51ZM68 57V58H67ZM70 57H71V61L69 60L70 59ZM84 57V58H83ZM91 57V58H90ZM101 59H99V58ZM85 58H86V61H85ZM88 58V59H87ZM97 58H98V61H97ZM105 58H108V59H105ZM117 58V59H116ZM126 58V59H127ZM138 58H139V60H138ZM158 62H155V60ZM37 59H39V60H37ZM60 59H61V61H60ZM63 59H65L64 61H63ZM90 59V60H89ZM92 59V60H91ZM94 59V60H93ZM103 59V60H102ZM160 59V60H159ZM35 60V61H34ZM82 60V61H81ZM88 60V61H87ZM115 60L117 61V62H115ZM128 60V59H127ZM136 60V61H135ZM144 60H146V61H144ZM163 60V61H162ZM54 61H56V63L54 62ZM76 61V62H75ZM104 62V61H106V62H104V66H107V68H105L104 66H103V69H104V71H103V69H100V67H99V70H98V68L97 69H95V70H98V72L96 71V72H94V70H92L91 68H92V66H94V65H97L98 63H96V62ZM110 61V62H109ZM162 61V62H161ZM31 64H33V65H31ZM36 62H37V64H36ZM75 62V63H74ZM82 64H81V63ZM92 62V63H91ZM101 62V63H102ZM130 62H131V64H130ZM133 62V63H132ZM139 62V63H138ZM161 62V63H160ZM51 63V64H50ZM55 63V64H54ZM71 63V64H70ZM89 63V64H88ZM95 63V64H94ZM108 65H107V64ZM141 63V64H140ZM160 63V64H159ZM62 64V65H61ZM79 64V65H78ZM82 66H81V65ZM83 64H85V66H87V67H84V65ZM116 64H119L118 66H116ZM137 64H139V65H137ZM50 65V66H49ZM57 65V66H56ZM59 65V66H58ZM64 65H67L68 66V69H66L67 68V66H65V67H62V66H64ZM91 67H90V66ZM99 65V64H98ZM98 65H97V67H98ZM110 65V66H109ZM134 65V66H133ZM141 65V66H140ZM28 66V67H27ZM41 66V67H40ZM43 66V67H42ZM69 66H70V68H69ZM73 66V67H72ZM100 66H102V65H100ZM109 66V67H108ZM120 66V67H119ZM123 66V67H122ZM126 67V69H125V67ZM133 66V67H132ZM161 66H164V67H161ZM51 67V70L49 69ZM58 67H60L61 68V70H60V68H58ZM76 67H79V68H77L76 69ZM80 67H82V68H80ZM142 67V68H141ZM144 67V68H143ZM149 67H150V69H149ZM154 67V68H153ZM156 67V68H155ZM159 67V68H158ZM22 68V67H21ZM25 68H26V70H25ZM57 68L60 70V71H63V72H61V74H60V71H58L57 72ZM72 68L74 69L73 71H72ZM85 70H84V69ZM87 68V69H86ZM102 68V67H101ZM109 68V69H108ZM111 68V69H110ZM130 68H131V70H130ZM135 68L137 69L136 71H135ZM141 68V69H140ZM29 69V70H28ZM34 69V70H33ZM38 69V70H37ZM45 69H47V70H45ZM56 69V70H55ZM63 69V70H62ZM81 69V70H80ZM91 69V70H90ZM106 69V70H105ZM114 69H118L119 71H116V70H114ZM120 69H121V71H120ZM133 69V70H132ZM147 70V71H145V70ZM25 70V71H24ZM44 70V71H43ZM75 70H79L78 71V73H77V71H75ZM90 70V71H89ZM112 70V71H111ZM122 70L123 71H125V70H128L127 72L125 71V72H122ZM150 70V71H149ZM152 70H153V72L154 71H156L155 73H156V75H157V73H159V72H161V73H159L157 76L152 72ZM32 71H34V72H32ZM46 71V72H45ZM65 71H66V73H65ZM69 71V72H68ZM80 71H81V73H80ZM88 71V72H87ZM100 71V72H99ZM139 71V72H138ZM149 71V72H148ZM26 72H28V73H26ZM31 72V73H30ZM39 72V73H38ZM90 72H91V74H90ZM103 72H104V74H103ZM122 72V73H121ZM141 72V73H140ZM36 73V74H35ZM49 73V74H48ZM57 73V74H56ZM77 73V74H76ZM95 73H97L98 75L99 74H101L100 76L102 77H97L98 75L97 74H95ZM108 73V74H107ZM127 73V74H126ZM148 73H149V76H147L148 75ZM153 73V75H155V76H153V75H151V74ZM47 74V75H46ZM54 75V78H52L53 76L52 75ZM65 75V76H60V75ZM70 74H72V75H70ZM106 74V75H105ZM122 74H123V76H125V74H126V76L125 77H121L122 76ZM134 74V75H133ZM136 74V75H135ZM138 74H140V75H138ZM163 74V75H162ZM25 75V76H26ZM34 75H35V77H34ZM42 75V76H41ZM50 75H51V78L54 80V81H52V79L51 78H49L50 77ZM68 75H69V77H68ZM97 75V76H96ZM131 75H132V77H131ZM48 76V77H47ZM73 76V77H72ZM91 76H92V78H91ZM105 76V77H104ZM128 76H130V77H128ZM133 76H136V77H133ZM143 76H145L144 78H143ZM37 77V78H36ZM39 77V78H38ZM42 77V78H41ZM68 77V78H67ZM76 77V78H75ZM90 77V78H89ZM104 77V78H103ZM142 77V78H141ZM153 77H155V78H153ZM33 78H34V80H33ZM44 78H45V80H44ZM47 78V79H46ZM56 78V79H55ZM69 79V80H66V79ZM70 78H71V80H70ZM81 78V79H80ZM107 78H108V80L110 81L111 79L113 80H111V83H109L108 81H107ZM111 78V79H110ZM132 79V81L130 80V79ZM141 80H140V79ZM149 78V79H148ZM169 78L171 79V80H169ZM38 79V80H37ZM78 79V80H77ZM83 79V80H82ZM101 79V80H100ZM138 81H137V80ZM145 79V80H144ZM36 80V81H35ZM42 80V81H41ZM49 80V82H50V84L49 83H47V81ZM51 80V81H50ZM55 80H57V81H55ZM59 80V81H58ZM64 80V81H63ZM75 80V82H73ZM77 80V81H76ZM86 80V81H85ZM90 80V81H89ZM97 80H99V81H101L102 82V80L103 81H107L106 82V84H105V82H103L102 84H103V86H101V83H99V81H97ZM128 80V81H127ZM135 80V81H134ZM150 80V81H149ZM162 80L165 82V80H166V82L165 83H163L162 82ZM39 81V82H38ZM46 81V82H45ZM62 81V82H61ZM69 81V82H68ZM79 81H81L80 83H79ZM96 83H95V82ZM153 83H152V82ZM54 82V83H53ZM56 82L58 83V82H60V83H58L57 85H56ZM71 82H73V84L71 83ZM113 82H116V83H113ZM126 82H128L127 84H126ZM131 82H133V84L131 83ZM159 82V83H158ZM162 82V83H161ZM10 82H6L5 84H0V100H3L4 102L5 101H7L6 103L9 105L8 107H6L5 108V112H6V110L8 111V112H6L7 114H5V112H3V110H1V109H3L4 107L3 106H1L2 104L3 105H6L7 106V104H4L3 102H2V104L0 105V122H2V123H0V127H1V129H0V152H1V154H0V180H2L1 182H0V193H1V190L3 189V187L5 186L4 185V183L6 184L8 181H9V184H10V186L9 187H11V186H16V184H19V182H23L22 183V187H24V183H25V181L26 180H28V182H30V173H31V166H30V161H29V159H30V156H29V154H28V152L30 153V150L32 151L33 149L30 147V146H32V147H34L33 146V144H32V142H30V140L28 141V138H27V140H21L22 139V137L24 136V135H21L20 134V131L22 130L21 129V127L23 128V126L26 124V126L28 127V129H27V127L25 126V128H26V132H25V137L26 136H28V137H30L29 135H26V133H27V131L31 128V129H33L32 127V116L30 115L31 113L32 114H34L33 113V111L32 110H35V109H33V105H35L34 103L35 102H33V104H32V107H31V101L33 100L32 98L34 97L35 98V96L33 95V97L31 96V98H30V96H29V94H27V91H28V89H32V90H34L35 89V87L34 86H36L35 84L33 85V83L32 84H29L30 86L28 87V89H27V87L25 88L27 91H26V93H24V91H22L21 90V88L18 86L17 87V85H16V87L15 86H11L10 84H9ZM46 84V85H44V84ZM61 83H62V85H61ZM68 83H70L71 84V86L68 84ZM92 83V84H91ZM131 84V86H130V84ZM136 83V84H135ZM150 83V84H149ZM27 83H25V85H26ZM48 84V85H47ZM55 84V85H54ZM64 84V85H63ZM66 84V85H65ZM77 84H79V85H81V86H79V85H77ZM85 84V85H84ZM107 84H108V86H107ZM112 85V87L110 86V85ZM147 84H149L148 85V87H147ZM155 86H153V85ZM49 85H52V86H49ZM75 87H74V86ZM94 85V86H93ZM98 85H100L99 87H98ZM104 85H106L107 86V89L108 88H110V89H112V91H113V94H114V98H115V100H113L114 101V103H113V101L111 102V101H109L108 99H105V100H107V101H109V103L106 101V103H105V100H104V97H103V93H104V91L105 90H103L102 91V89H104L103 87H104ZM115 85V86H114ZM144 85H145V88L147 87L148 89L146 90L145 88H144ZM156 85H157V87H156ZM162 85V86H161ZM37 86V87H38ZM48 88H47V87ZM71 87V88H69V87ZM88 86V87H87ZM89 86H93V87H89ZM98 87V89H97V87ZM110 86V87H109ZM130 86V87H129ZM149 86H150V88H149ZM6 87V88H5ZM14 87V88H13ZM32 87H34V88H32ZM55 87V88H54ZM62 87H61V89H62ZM83 87H85V88H83ZM115 87H117V88H115ZM136 87V88H135ZM8 88V89H7ZM16 88V89H15ZM20 89V91H17V89ZM23 88V87H22ZM24 88H23V90H24ZM41 88V90H43ZM47 88V89H46ZM53 88V89H52ZM68 88V89H67ZM88 88V89H87ZM90 88V89H89ZM95 88V89H94ZM113 88H115L114 90H113ZM120 88V89H119ZM122 88V89H121ZM124 88V89H123ZM140 88L142 89V90H140ZM144 88V89H143ZM5 89V90H4ZM66 89V90H65ZM82 89V90H81ZM84 89V90H83ZM87 89V90H86ZM106 89V88H105ZM106 89V90H107ZM14 90V91H13ZM117 90V91H116ZM118 90H119V92H120V94H119V92H118ZM125 90V91H124ZM143 90H144V92H143ZM12 91H13V93H12ZM29 91H31V90H29ZM28 91V92H29ZM60 91H62V90H60ZM88 91V92H87ZM101 91V92H100ZM3 92L5 93L6 92V95H8V96H5V94H3ZM16 92V93H15ZM17 92H18V94H17ZM20 92V93H19ZM22 92H23V94L24 95H21L22 94ZM33 93H34V91H32ZM70 92V93H71ZM85 92V93H84ZM87 92V93H86ZM103 92V93H102ZM140 92H142L141 93V95H140ZM116 93V94H115ZM3 94V95H2ZM14 94V95H13ZM27 94V95H26ZM9 95H11V96H9ZM21 95V96H20ZM26 95V96H25ZM46 95H47V93H46ZM98 95V96H99ZM115 95H116V97H115ZM125 95V96H124ZM131 95V96H130ZM12 96H13V98H12ZM16 96V97H15ZM23 96V97H22ZM28 96H29V98H28ZM86 96H88V95H85L84 97H86ZM88 96V97H89ZM102 96V97H101ZM11 97V99H9ZM20 99H19V98ZM22 97V98H21ZM80 97V98H79ZM81 97H82V99H81ZM122 97V98H121ZM128 97V98H127ZM133 97V98H132ZM6 98H8V99H6ZM87 98V97H86ZM90 98V97H89ZM103 98V99H102ZM113 98V99H114ZM118 98V99H117ZM125 98H127V99H125ZM4 99H6V100H4ZM14 99H16V101H14ZM19 99V101H17ZM22 99H24V100H22ZM29 99H32L31 101L29 100ZM37 99V98H36ZM53 98H51V100H52ZM101 99V100H100ZM13 100V101H12ZM27 100V101H26ZM78 100V101H77ZM79 100H81V101H79ZM118 100V101H117ZM128 102H127V101ZM132 100H133V102H132ZM10 101H11V103H10ZM25 101H26V104H24L25 103ZM31 103H30V102ZM33 101H36L35 99L33 100ZM117 101V102H116ZM15 102H17V103H15ZM21 102V103H20ZM24 102V103H23ZM28 102H29V104L30 105H27L28 104ZM85 104H84V103ZM121 102V103H120ZM123 102H125V103H123ZM0 103H1V101H0ZM37 103V102H36ZM105 103V104H104ZM112 103H113V105H112ZM119 103H120V105H119ZM123 103V104H122ZM108 104V105H107ZM134 105L135 104V106H132V105ZM17 105V106H16ZM19 105V106H18ZM22 105H25V106H22ZM96 105V106H95ZM98 105V106H97ZM101 105V106H100ZM113 107H112V106ZM116 105H118V106H116ZM127 105H129L130 106V109H129V106L127 107ZM144 105H146L145 107H144ZM11 106H12V110H11ZM15 106V107H14ZM21 106V107H20ZM26 106H27V108H26ZM88 107V108H85V107ZM93 106H91V107H93ZM109 108H108V107ZM115 106V107H114ZM160 106V107H159ZM2 107V108H1ZM14 107V108H13ZM25 107V109H23ZM84 107V108H83ZM93 107V108H94ZM105 107V108H104ZM112 109H111V108ZM132 107V108H131ZM140 107H142V109L140 108ZM151 107V108H150ZM164 107V108H163ZM20 108H21V110H20ZM28 108H29V110H28ZM120 108V109H119ZM133 108H134V110H133ZM137 108V109H136ZM139 108V109H138ZM145 108V109H144ZM159 108H160V111H159ZM162 108H163V111H162ZM10 109V110H9ZM30 109H32L31 111L32 112H30ZM68 109V110H69ZM103 109H105V110H103ZM111 109V110H110ZM116 111H115V110ZM118 109V110H117ZM147 109V110H146ZM150 109V110H149ZM151 109H152V111H153V113H151L152 111H151ZM154 109V110H153ZM26 111V112H23V111ZM80 110V111H81ZM122 110H124L123 112H125V113H127V116H126V114L125 113H123V115H122ZM131 110V111H130ZM136 110V111H135ZM2 111V112H1ZM13 111H14V113H13ZM17 111V112H16ZM21 111H22V113H21ZM29 111V112H28ZM85 111H88L87 113L85 112ZM103 111H105V114L107 113V114H110L111 113V115H112V117L111 116H105L104 115V112ZM107 111V112H106ZM110 111V113H108ZM129 113H128V112ZM134 111H135V113H134ZM146 113H145V112ZM82 112V113H83ZM114 114H113V113ZM117 112V113H116ZM133 112V113H132ZM140 112V113H139ZM155 112V113H154ZM15 113H18V115L17 114H15ZM30 113V114H29ZM68 113H71V112H68ZM83 113V114H84ZM93 113H95V114H93ZM121 113V114H120ZM160 114V115H158V114ZM2 114H3V119H2ZM26 114V115H25ZM106 114V115H107ZM153 114V115H152ZM163 114H167V113H163ZM162 114V115H163ZM6 115V116H5ZM14 115V116H13ZM23 115H24V117H23ZM28 115V116H27ZM30 115V116H29ZM102 115L104 116V119L102 118ZM129 115H130V117H129ZM133 115V116H132ZM138 115V116H137ZM148 115V116H147ZM155 115V116H154ZM9 116V117H8ZM11 116V117H10ZM29 117V118H26V117ZM123 116V117H122ZM132 116V117H131ZM136 116V117H135ZM146 116V117H145ZM152 116V117H151ZM6 117V118H5ZM12 117H14V118H12ZM21 117V118H20ZM32 117V118H31ZM112 118V120H111V118ZM121 117V118H120ZM165 117V118H164ZM31 118V119H30ZM105 118H106V120H105ZM118 118V119H117ZM120 118V119H119ZM157 118H159L161 121H162V123H161V121L159 120V119H157ZM8 119V120H7ZM16 119H17V121H16ZM98 121H100L99 123H100V126H99V124L97 123H95L97 120ZM101 119V120H100ZM103 119V120H102ZM122 119V120H121ZM126 119V120H125ZM130 119V120H129ZM138 119V120H137ZM152 119V120H151ZM157 119V120H156ZM4 120H6V122L4 121ZM14 120V121H13ZM93 120H96V121H93ZM120 120V121H119ZM134 120V121H133ZM144 120H146V121H144ZM21 121V122H20ZM124 121V122H123ZM126 121V122H125ZM138 121V122H137ZM159 122L160 123V126H159V124L157 123V122ZM174 123H173V122ZM16 123L18 126H21V123H23L22 125L23 126H21V127H19L21 130H19V128H17V129H15V127L17 126L16 124H14V123ZM109 122V123H108ZM115 122V123H114ZM119 122V123H118ZM129 122V123H128ZM135 122V123H134ZM146 122H148V124L146 123ZM154 122V123H153ZM163 122H164V125H163ZM169 122V123H168ZM4 123V124H3ZM13 123V124H12ZM92 123V124H91ZM93 123L94 124H96L97 126H95L94 125V127H90V125L92 126L93 125ZM102 123H104L105 125H103ZM113 123V124H112ZM122 123L125 125H122ZM139 123V124H138ZM2 124V125H1ZM9 124V125H8ZM20 124V125H19ZM83 124H81V126H83ZM115 124H117V125H115ZM135 124V125H134ZM137 124V125H136ZM145 124V125H144ZM153 125L152 127H148V125ZM162 124V125H161ZM166 124H168L167 126H166ZM5 125H7V126H9V128H7V127H4ZM16 125V126H15ZM105 126V127H103V126ZM149 125V126H150ZM29 126H32V127H30L29 128ZM117 126H118V128H117ZM124 126V127H123ZM129 126V127H128ZM146 126V128L145 129H143L144 127ZM156 127V132L157 131H159L157 134H158V136H156V138H157V142H158V140H160V142H161V145H160V143L158 142V144H157V142L155 141H153V139L152 140H150V138L149 137H151V136H149V135H152L151 133L150 134H148L151 130L153 131V128L155 129V127ZM158 126V127H157ZM166 126V127H165ZM11 127H12V129H11ZM89 127V128H88ZM102 127V128H101ZM106 127H107V129H106ZM132 127V128H131ZM141 127V128H140ZM163 127H165V128H163ZM171 127V128H170ZM176 127V128H175ZM15 130H14V129ZM110 128V129H109ZM113 128V129H112ZM125 128H127V129H125ZM135 128V129H134ZM151 130H150V129ZM173 128H174V132H175V135H174V132L172 131L173 130ZM31 129H30V131H31ZM98 129V130H97ZM101 129H103V130H101ZM105 129V130H104ZM109 129V130H108ZM123 129V130H122ZM149 129V130H148ZM161 129V130H160ZM3 130V131H2ZM4 130H5V132H7V133H5L4 134ZM7 130V131H6ZM11 130V131H10ZM17 130H18V132H17ZM108 130V131H107ZM137 130V131H136ZM141 130H143V131H141ZM166 130V131H165ZM9 131H10V133H9ZM106 131V132H105ZM110 131V132H109ZM125 131V132H124ZM127 131H128V133H129V135H127L128 133H127ZM132 131V132H131ZM145 131V132H144ZM147 131H148V133H147ZM32 132V131H31ZM113 132V133H112ZM115 132V133H114ZM121 132V133H120ZM137 133V134H135V133ZM170 132H171V134H170ZM17 133V134H16ZM30 132H28V134H29ZM111 133H112V135H111ZM120 133V134H119ZM139 133V134H138ZM146 133V134H145ZM166 133V134H165ZM14 134L16 135V137L14 136ZM108 134V135H107ZM115 134V135H114ZM119 134V135H118ZM122 134V135H121ZM126 135V136H123V135ZM135 136H133V135ZM162 134L164 135V136H162ZM167 134H168V136H167ZM170 134V135H169ZM11 135V136H10ZM21 137H20V136ZM118 135V136H117ZM121 135V136H120ZM154 136L156 135V133H154L153 134ZM159 135H161V136H159ZM2 136V137H1ZM6 136V137H5ZM8 136H10V138L8 137ZM17 136H19L20 137V139L18 140L17 138H19V137H17ZM133 136V137H132ZM138 138H137V137ZM149 136V137H148ZM175 136V137H174ZM9 139H8V138ZM118 137H120V139L122 138V139H124L123 140V142H122V139L120 140ZM126 139H125V138ZM132 137V138H131ZM163 137V138H162ZM174 137V138H173ZM177 137V138H176ZM179 137V138H178ZM3 140H2V139ZM14 138H16L15 140H14ZM140 138V139H139ZM142 138H143V140H142ZM148 138V139H147ZM161 138V139H160ZM7 139V140H6ZM11 139V140H10ZM117 141H116V140ZM134 139V140H133ZM139 139V140H138ZM150 141L149 143H148V141ZM179 141H178V140ZM6 140V142H4V146L2 145L3 144V141H5ZM21 140V141H20ZM54 140V139H53ZM128 140V142H126ZM130 140L132 141V142H130ZM137 140H138V142H137ZM141 140L143 141V142H145V144L146 145H148V146H146L143 142H142V144H144V145H142L140 142H141ZM169 140V141H168ZM172 140V141H171ZM183 140L185 141V142H183ZM16 141V142H15ZM114 141L116 142V143H114ZM155 143H153V142ZM165 141V142H164ZM181 141V142H180ZM117 142H120V144L119 143H117ZM164 142V143H163ZM180 142V144L181 145H179L178 146V143ZM187 142H188V144H187ZM6 143V144H5ZM16 143V144H15ZM27 143V144H26ZM127 143H129V144H127ZM132 144V146H131V144ZM140 143V144H139ZM23 144H24V148H21V145L23 146ZM28 144H30L29 145V150H25V148L26 149H28ZM118 144V145H117ZM135 144H136V146H137V148L138 147H141V145H142V147H144L143 149H144V151L142 150V147L140 148L143 152H145L146 150V152L145 153H143L142 151H138L137 150V148H136V146H135ZM174 144V145H173ZM111 145V146H112ZM129 145H130V147L134 150H132L130 147H129ZM138 145H140V146H138ZM2 146V147H1ZM20 146V147H19ZM135 146V147H134ZM153 146V147H152ZM174 146V147H173ZM178 146V147H177ZM191 146V147H190ZM154 147H156V149L154 148ZM12 148H14V149H12ZM15 148H16V150H15ZM19 148V149H18ZM135 148H136V150H135ZM152 148H154V149H152ZM162 148V149H161ZM176 148H179L178 150L176 149ZM21 149H24L25 150V153L23 152L24 150H22L21 151ZM118 149V150H117ZM151 149V150H150ZM195 149V148H194ZM115 150H116V152L118 153H116L115 152ZM153 150V151H152ZM8 151V152H7ZM132 151V152H131ZM138 151V152H137ZM173 151V152H172ZM175 151H177V152H175ZM194 152H195V154L197 155V157H196V155L194 154V152H193V156L196 158V159H198V157H199V159L198 160H200V161H198V160H196L197 162H198V164H197V162H195V160H194V158H193V160H192V162H195V164L194 165H190V163L189 164H187V166L189 167V166H191V167H189V168H186L187 166H185V169H187L186 171L184 170V169H181V170H179L180 168H179V165L177 166V168H174V169H176V170H179L180 171V173H182V175L181 176H179V179H178V177H177V179L179 180V183H177L176 182V180L177 179H175V178H173L175 175L174 174H170L169 176L171 177V178H173V180L171 181L169 178L170 177H168V179H169V181H168V183H167V187H168V185H169V187H170V185H171V187L169 188V192L167 191V187L165 186V188H164V191H166V192H168L167 193V195H166V193L164 192V194H165V197H167L166 199L168 200L169 199V201H173L174 202V200L176 201V199L177 198H179V201H177V202H179L178 203V207L180 208L181 207V209L184 211V209H185V211L187 212V214H189L188 212H192V213H190V215L192 214L193 215V213L194 214H196V213H198L197 215H199V216H195L194 215V217L192 216V218L194 219V221H195V223H198V222H202V223H204V225L205 226H208V227H210V222L208 223L207 222V220H204V218H202V214H204V213H202V212H204L205 211V209L207 208V206H205V205H208V201H209V199L208 198H210V194H208L207 195V192L209 191H206L205 189H207L206 188V186L205 185H207V184H209L211 181H212V178L214 179L215 177L214 176H216V177H218L219 175V173L221 172V170H216L215 171V169H219V168H215V169H213L212 168V164L210 165H206V164H208V159L206 160V157H205V159H204V155L202 156V155H199L198 156V154H199V150L197 151V150H193ZM27 152V153H26ZM153 152V153H152ZM159 152V153H158ZM167 152H169V153H167ZM170 152H172V157L175 159V162L173 161V162H171L173 159H171L172 157H171V153ZM161 153V154H160ZM163 153V154H162ZM175 153V154H174ZM189 154H190V152H188ZM26 154V155H25ZM28 154V155H27ZM115 154H116V156H115ZM150 154V155H149ZM174 154V155H173ZM9 155V156H8ZM112 155L110 154L109 155V157H108V155H106L105 156V154H104V156H103V158H104V160L103 161H101L99 164H98V168H100L101 166V168L100 169H103V168H105L104 167V165H107V163H112V161L114 160V159H112L111 157H112ZM139 155V154H138ZM138 156V158L139 157H142V156ZM168 155V156H167ZM4 156V157H3ZM132 156V155H131ZM160 156V157H159ZM202 158H201V157ZM29 157V158H28ZM142 157V158H143ZM162 157L164 158V157H166L163 161H161L162 160ZM147 158V159H146ZM153 158V159H152ZM157 160H156V159ZM167 158H168V160H167ZM201 158V159H200ZM12 159V160H11ZM27 161H26V160ZM139 159H141V158H139ZM156 161H155V160ZM160 159V160H159ZM169 159H171V161L169 160ZM23 160V161H22ZM106 160V161H105ZM154 160V161H153ZM165 160H167L166 162H165ZM149 163H148V162ZM27 162V163H26ZM137 162V163H138ZM154 162H155V164H154ZM160 162V163H159ZM166 164V163H168L166 166L168 167L167 169L165 168L166 166L164 165V163ZM170 162H171V164L174 166V167H172V165L170 164ZM10 163H12V164H10ZM104 163V164H103ZM162 163V164H161ZM9 164V165H8ZM161 164V166L162 165H164V167H163V169L161 168V166H157V165H160ZM191 164H193V163H191ZM197 164V165H196ZM201 164H202V168L200 167L201 166ZM6 165V166H5ZM18 165V166H17ZM20 165V166H19ZM100 165V166H99ZM144 165V166H143ZM150 165V166H149ZM183 165V164H182ZM205 165V166H204ZM26 168H25V167ZM169 166L170 167H172L171 169L169 168ZM181 166V165H180ZM195 166V167H194ZM17 167V168H16ZM160 167V171H159V175L156 173V172H158V171H156L158 168ZM8 168V169H7ZM11 168H16L15 170L14 169H11ZM19 168H20V170H19ZM144 168V169H143ZM150 170H149V169ZM157 168V169H156ZM21 169H23L22 171H21ZM192 169H193V171H192ZM202 171H200V170ZM209 169V170H208ZM210 169H211V171L214 173H212L211 171H210ZM221 169V168H220ZM11 170V171H10ZM14 170V171H13ZM20 172H19V171ZM124 170H125V168H124ZM144 170V171H143ZM146 170V171H145ZM148 170H149V172H148ZM175 170V171H176ZM186 172V175H188L189 176V178H188V176H186L185 174H183L184 173V171ZM13 171V172H12ZM27 171H28V173H27ZM143 171V172H142ZM151 171V172H150ZM205 171V172H204ZM210 171V172H209ZM215 171V172H214ZM5 172V173H4ZM7 172H8V175H7ZM17 173V175L15 174V173ZM25 172V173H24ZM142 172V173H141ZM148 172V173H147ZM153 172V173H152ZM196 172V173H195ZM208 172V173H207ZM218 174H217V173ZM143 173H145L146 175H147V177L149 176V173L150 174H152V178H149V179H147V177H144L143 178V175H145V174H143ZM156 173V174H155ZM175 173V172H174ZM188 173V174H187ZM216 173V174H215ZM4 174L6 175L5 176V178L7 177L8 178V176H9V180L7 179V181L5 182V180H4ZM14 174V175H13ZM22 174V175H21ZM23 174H24V176H23ZM30 174V175H29ZM194 174V175H193ZM196 174H198V175H196ZM142 175V176H141ZM145 175V176H146ZM154 175H156V176H158V177H154ZM174 175V176H173ZM177 176L178 175H180L179 174V172H178V174H176ZM184 175V176H183ZM202 177H201V176ZM209 175V176H208ZM19 176V177H18ZM21 176V177H20ZM197 176V177H196ZM204 176V177H203ZM208 176V177H207ZM27 177V178H26ZM151 177V176H150ZM192 177H193V179H192ZM212 177V178H211ZM11 178H13V181L15 180V181H17L16 182V184H14L13 183V181H12V179ZM23 179V180H25V181H22L21 179ZM26 178V179H25ZM138 178V179H139ZM142 178V179H141ZM156 178V179H155ZM181 178L183 179V181H182V184L183 185H185L186 183V185H191V187L190 186H188V188L186 187V185H185V187L186 188H182V184L180 185V182H181ZM185 178V179H184ZM195 178V179H194ZM201 178V179H200ZM202 178H205L204 180L202 179ZM11 179V180H10ZM150 179H151V181H150ZM155 179V180H154ZM158 179H160V180H158ZM174 179H175V181H174ZM200 179V180H199ZM207 179H211V181L210 180H207ZM4 180V181H3ZM177 180V181H178ZM207 182H206V181ZM14 181V182H15ZM164 182H165V180H163ZM171 181V182H170ZM174 181V182H173ZM203 181V185H202V182ZM210 181V182H209ZM3 182V183H2ZM149 182V183H148ZM176 182V187H178L177 186V184H179L180 186H181V188H176L175 187V185L174 184H172V183H175ZM183 182H185V183H183ZM192 182H194L193 184H195V188L194 187H192ZM198 182V183H197ZM205 182V183H204ZM26 183H27V181H26ZM163 183V182H162ZM207 183V184H206ZM8 184V183H7ZM11 184H13V185H11ZM116 185H117V183H115ZM196 184H198V185H200L201 187L199 188V186L197 185L196 186ZM27 186H28V183L26 184ZM26 185H25V187H26ZM115 185V186H116ZM174 185V186H173ZM205 186V188H203V187ZM21 187V188H22ZM24 187V188H25ZM29 187V186H28ZM28 187H26V188H28ZM196 187H198L197 189H196ZM13 188V187H12ZM11 188V189H12ZM15 188V187H14ZM14 188L12 189V191L14 190ZM167 188V189H166ZM172 188V189H171ZM10 189V190H11ZM180 191H179V190ZM183 189H185V191H186V193H185V191L183 190ZM193 189H195L194 191H193ZM204 189L205 191H206V193L204 192V194L201 192L202 190ZM209 189V188H208ZM218 188H215V193L218 191L217 190ZM10 190H8V193H10L9 195H11L12 193V191H10ZM173 190V191H172ZM181 190H183L182 191V193H181ZM203 190V191H204ZM217 190V191H216ZM179 191V192H178ZM191 191V192H190ZM193 191V192H192ZM200 191V192H199ZM177 192V193H176ZM195 192V193H194ZM196 192H197V195H196ZM219 192V191H218ZM171 193V194H170ZM181 193V194H180ZM199 193V194H198ZM208 193H210V191L208 192ZM212 193V192H211ZM219 193H221V192H219ZM219 193H216V195L215 196H219ZM177 194L180 196V197H182V198H180L179 196H177ZM193 195V196H192ZM201 195V196H200ZM208 196L207 197V199H205L206 197L205 196ZM174 199H172L171 197ZM176 196H177V198H176ZM196 196V197H195ZM205 197V198H202V197ZM0 197H2L1 199H0V205H1V201H2V199H3V197L4 196H2V194L0 195ZM159 197H163V196H159ZM183 197H184V199H183ZM191 197V198H190ZM199 197H201V199H204V201L205 202H207L206 204H204V203H202L201 202V199L199 198ZM157 198H158V196H157ZM164 198V197H163ZM176 198V199H175ZM193 198V199H192ZM159 199H161V198H159ZM165 199V198H164ZM181 199V200H180ZM207 200V201H206ZM182 203H181V202ZM188 201H190L189 202V205H188ZM218 201V200H217ZM238 201H240V202H238ZM122 201L120 200V203H121ZM177 202H176V205H177ZM187 204H186V203ZM192 202V203H191ZM202 203V204H204V205H202L201 207H203V208H201L200 207V203ZM233 202V201H232ZM234 202H235V200H234ZM236 202H238V203H232V205L230 204L229 205V208L232 210V209H234L235 210V212H234V210H232L233 211V213H234V215L236 214V215H238V213H239V211H240V213L241 214H245L246 212H243V209L242 208H244V211H246L245 209H247V208H245V205L246 204H249L248 202L245 204L242 200H237ZM246 202V201H245ZM240 203H243V205L242 204H240ZM180 204V205H179ZM182 204V205H181ZM240 204V205H239ZM245 204V205H244ZM195 205V206H194ZM241 205L243 206L242 208H241ZM124 206H125V204H124ZM123 206V207H124ZM182 206H183V208H182ZM188 208V206H189V209H192L191 211H188L189 209H187L186 210V208ZM234 206H236V207H234ZM246 206H248V205H246ZM191 207V208H190ZM193 207H195V208H193ZM197 207V208H196ZM249 207V206H248ZM125 208V207H124ZM123 208V209H124ZM237 208H240V210L238 211L237 210ZM201 209V210H200ZM195 210V211H194ZM237 210V211H236ZM184 211V212H185ZM199 211L201 212V214L199 213ZM243 213H242V212ZM248 211V210H247ZM202 215V216H201ZM205 215V214H204ZM233 215V216H234ZM240 215V214H239ZM200 217V220H198V218ZM197 218V219H196ZM202 218V219H201ZM1 220V219H0ZM198 221V222H197ZM207 227V228H208ZM187 231V230H186ZM186 234H189V231H188V233L187 232H185ZM190 235V234H189ZM186 238L188 237V236H185ZM189 237H191V236H189ZM190 238H187V240H189ZM183 241H185V240H183ZM182 241V242H183ZM28 242H31V241H28ZM28 244V243H27ZM26 243L24 244L23 243V246L22 247H27L28 245H27ZM4 247V250H1V249H3L1 246V248H0V250L1 251H6V249H7V252H8V255H9V257H8V259H9V261L7 260V258H5V260H7V262H3V264H9V262H11L10 264H12V263H14V264H16L17 262L19 263V264H26V263H29L30 264V262L29 261H31V260H34V259H29L28 261H26L27 259L26 258H24L25 256H22V253H20V256L21 257H23L24 259H26L25 260V263H24V259H20L19 257V255H17V253H19L20 252V250L21 251H27V249L29 248V247H27L26 248V250H25V248L23 249H21L20 247L21 246H19V248L18 249H20V250H17L18 252H16V251H14V249H16V248H13V252H16V257L15 256H13V254H12V256L9 254V253H11V252H9L8 251V249L9 248H5V245H3ZM190 248H188L187 247V251L185 250V253H186V255H187V257L191 260L192 259V261H194L193 259L195 258L193 255H196V253H192L191 255H190V249H193V246L191 245H188ZM198 247V246H197ZM200 247V248H199ZM197 249H195V251L196 252H198L197 254H202V252H203V250L202 251H200L201 250V247L202 246H199ZM31 249V248H30ZM29 249V250H30ZM203 249V248H202ZM10 250V249H9ZM0 251V253L2 254L3 252H1ZM7 252H5V253H7ZM24 252V253H25ZM29 251H27L26 252V254L28 255L29 253H28ZM190 252V253H189ZM23 253V254H24ZM188 253V254H187ZM26 254H24V255H26ZM30 254H32V251L30 250ZM26 255V256H27ZM33 255V254H32ZM17 256H18V258H17ZM31 256V255H30ZM7 257V256H6ZM32 257V256H31ZM194 257V258H193ZM240 257V256H239ZM27 258H29V256L27 257ZM33 258V257H32ZM2 259H3V257H2ZM16 259V260H15ZM19 260H21L22 261V263H21V261H19ZM208 259H204L203 261H204V263L205 264H208V263H210L209 262V260L207 261ZM3 261V260H2ZM16 262V263H15ZM34 262V261H33ZM32 261H31V263H33ZM33 264H35V263H33Z\"/></svg>",
	"mask_w": 264,
	"mask_h": 264
}]
</instances>
